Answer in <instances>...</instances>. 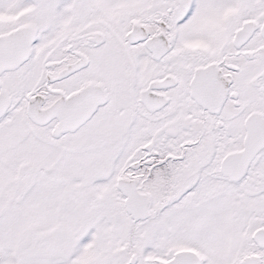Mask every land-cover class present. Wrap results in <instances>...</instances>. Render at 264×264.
<instances>
[{"label":"snow or ice","instance_id":"snow-or-ice-1","mask_svg":"<svg viewBox=\"0 0 264 264\" xmlns=\"http://www.w3.org/2000/svg\"><path fill=\"white\" fill-rule=\"evenodd\" d=\"M0 264H264V0H0Z\"/></svg>","mask_w":264,"mask_h":264}]
</instances>
